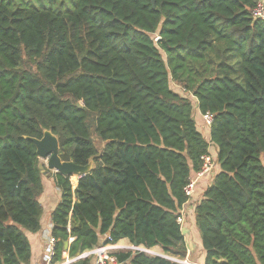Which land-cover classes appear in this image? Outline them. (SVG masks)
I'll return each mask as SVG.
<instances>
[{"label": "trees", "instance_id": "obj_1", "mask_svg": "<svg viewBox=\"0 0 264 264\" xmlns=\"http://www.w3.org/2000/svg\"><path fill=\"white\" fill-rule=\"evenodd\" d=\"M256 1L0 0V264L30 262L25 231H39L43 214L31 139L44 131L57 137L62 161L93 159L75 187L70 176H50L60 194L50 213L54 262L70 239L69 258L124 240L184 259L178 218L193 197L183 188L212 144L219 171L193 213L202 264H264ZM171 81L201 115H213L209 141ZM114 256L117 264H181L139 251Z\"/></svg>", "mask_w": 264, "mask_h": 264}, {"label": "built area", "instance_id": "obj_2", "mask_svg": "<svg viewBox=\"0 0 264 264\" xmlns=\"http://www.w3.org/2000/svg\"><path fill=\"white\" fill-rule=\"evenodd\" d=\"M251 15L253 19H260L264 20V0H257L255 3V6L253 7L251 11ZM159 40V37H155V41ZM203 121L205 126L210 127L213 115L207 113L205 115H202ZM202 165L198 172L194 173L188 180V183L183 188L184 193L187 196H192L196 183L198 180L206 177V176H212L214 174L215 170V162L213 157L208 154L201 157ZM182 216L178 218V223L182 224ZM55 244L56 240L51 236L48 235L46 238V245H45V252H44V263L45 264H70L80 259H85L89 257H94L93 264H117L116 257L114 256V251L117 250L119 247L116 244L108 243V244H102L98 247H95L92 250L82 252L80 255L75 256L73 258H66L65 260H61L59 262H54V256H55ZM133 249H130L129 251H139V252H146L153 255H159L164 256L159 253H152L151 250L143 249L141 247H137L135 245H132ZM166 257V256H164ZM169 258V257H166ZM175 262L181 263V264H189V263H183L181 261H178L173 258H169Z\"/></svg>", "mask_w": 264, "mask_h": 264}, {"label": "rangeland", "instance_id": "obj_3", "mask_svg": "<svg viewBox=\"0 0 264 264\" xmlns=\"http://www.w3.org/2000/svg\"><path fill=\"white\" fill-rule=\"evenodd\" d=\"M235 36H237V34ZM162 57H163V59H165L163 54H162ZM170 87H171L172 90L179 92L183 96L186 95L187 97H189L191 99V101L193 102V104H192V109H193L192 113H193L194 120L196 122V127L198 129H200V131L204 134V136L206 138H208L209 137L208 129L210 127L205 126L203 118H202V115L197 114L198 113V108H197V104L195 102V99H193L192 96H190L189 94H185L183 89H182V87L180 85L175 84L172 81L170 82ZM201 122L203 123V125H201ZM199 124H200V126H199ZM205 128L207 130H205ZM102 146H103L102 143H100L99 141H96V147H97L98 150H101ZM210 152H211L212 155L215 154V147L214 146H212L210 148ZM262 160H263V163H264V154L262 156ZM38 161H39V164L42 165V170L41 171H42V174H43L42 177H41V181H42V185H43V194L40 197L39 201H41L43 206H45L44 202L46 201V195L47 194L50 195L49 188L52 187L51 188V192H52V194L55 195L56 198H59V191L55 188L54 183H53V181L51 180V177H50L51 175H53L55 173V171L54 170H48L46 168V161L41 160V159H39ZM214 162H215V166L217 168V169L215 168L216 170L214 171V173H216L218 171L219 165H218V162L216 161V159L214 160ZM48 174H49V178L47 176ZM204 178H208V176H206ZM46 180H47L48 183L46 182ZM70 180H71L72 186H74L76 178L75 177H71ZM49 183L50 184L52 183V184H51V186L48 187L47 185ZM45 187H46V191H45ZM44 191H45V193H44ZM48 197H50V196H47V201H48ZM42 208H43V214L42 215L45 216L46 211H47L46 207H42ZM42 217H41V221L43 219ZM182 217H183L182 218V223L185 224L184 223L185 222V217H186V221H187L188 215L183 216V214H182ZM194 229H195V227L194 228L192 227V229H190V227L189 228H187V227L183 228V234L185 236L187 253H186V256H185L184 259H179V258H173V259H176V260L181 261L183 263L185 262V263H189V264H202V262H201V257H202L201 256V252L202 251H201V248H200V245H199V239H198V235H197V230H194ZM116 245L119 248L117 250H115L114 252L127 251V250L129 251L130 249H133L132 245L128 241H120ZM151 252L152 253L162 254L160 252L159 248H153V249H151ZM91 258L93 260L92 262H94V257L92 256Z\"/></svg>", "mask_w": 264, "mask_h": 264}, {"label": "crops", "instance_id": "obj_4", "mask_svg": "<svg viewBox=\"0 0 264 264\" xmlns=\"http://www.w3.org/2000/svg\"><path fill=\"white\" fill-rule=\"evenodd\" d=\"M197 114L201 115L199 112ZM201 125H203L202 122H201ZM199 126H200V124H199ZM205 130H207V129L205 128ZM208 132H209V129H208ZM208 135H209V133H208ZM207 140L209 141V137L207 138ZM212 146L213 145L210 144L208 151H209V154L215 160L216 149H215V154L212 155L210 152V148ZM215 168H216V166H215ZM218 171H219V168H218ZM214 175H215V173L212 176L211 175L208 176L209 179L203 178V179H200L197 181L193 195H192V197H193L192 201L189 204L184 205V207H183L182 214H183V216L188 215V219L186 221V217H185V222H184L185 224L182 225V232H183L184 227H187V228L190 227V229H192V227L193 228L195 227V225L193 224L194 223V215H193L194 203L200 199L203 190L205 189V187L207 185H209L211 183ZM46 182H47V180H46ZM51 184L49 183L47 186L49 187V186H51ZM51 188L52 187L49 188L50 195H48V194L46 195V201L44 202L45 206H43L42 202L40 201V204L42 205V207H46V210H47L45 216L42 215L43 219L41 221L40 230L35 232V233H30V232L25 231V235H26V237L29 241V244H30V252H31L29 264H45L43 257H44V252H45L46 238L48 235H51V229H52V224L50 221V213L52 212V210L55 208V206L57 205V203L59 201V198H56L55 195L52 194ZM45 191H46V187H45ZM45 191H44V193H45ZM42 194H43V192H42ZM47 196H50V197H48V201H47ZM59 196H60V194H59ZM71 241H72V239H70L68 241V245L70 244ZM122 241H124V240H122ZM201 256H202L201 262H203V253L202 252H201ZM66 258H69L68 253H67V251H63L62 260H65Z\"/></svg>", "mask_w": 264, "mask_h": 264}, {"label": "water", "instance_id": "obj_5", "mask_svg": "<svg viewBox=\"0 0 264 264\" xmlns=\"http://www.w3.org/2000/svg\"><path fill=\"white\" fill-rule=\"evenodd\" d=\"M152 6L154 7V0H152ZM36 147V154L38 159L46 161V168L48 170H54L63 176L75 177V185L80 177L88 173L93 168V159H90L86 166H78L73 162H64L59 157V144L58 139L50 131H44L41 139H31ZM38 168L42 170V165L39 164ZM68 248V242H64L63 251ZM78 251L76 256L80 255Z\"/></svg>", "mask_w": 264, "mask_h": 264}]
</instances>
